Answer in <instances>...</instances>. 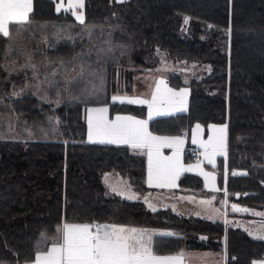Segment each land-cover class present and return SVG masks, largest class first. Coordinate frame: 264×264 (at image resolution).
<instances>
[{
    "label": "trees",
    "instance_id": "trees-1",
    "mask_svg": "<svg viewBox=\"0 0 264 264\" xmlns=\"http://www.w3.org/2000/svg\"><path fill=\"white\" fill-rule=\"evenodd\" d=\"M83 21L54 0H32L29 20L0 33V264L34 261L64 223L159 230L155 254L224 247L225 264L264 260V240L243 230L107 195L102 176L111 171L145 192L146 160L126 146L87 142L84 118L97 105L145 118L143 106L112 98L157 73L160 53L205 65L203 76L163 77L188 88V110L149 121V130L225 123L227 165L240 172L227 177L228 200L263 210L264 0H84ZM221 171L222 157L220 182ZM179 185L205 192L193 174Z\"/></svg>",
    "mask_w": 264,
    "mask_h": 264
},
{
    "label": "snow or ice",
    "instance_id": "snow-or-ice-1",
    "mask_svg": "<svg viewBox=\"0 0 264 264\" xmlns=\"http://www.w3.org/2000/svg\"><path fill=\"white\" fill-rule=\"evenodd\" d=\"M83 6L84 0H69L66 10L80 9ZM61 7L62 3L57 7V11H60ZM31 9L32 0H0V33L9 36V23L22 24L28 21ZM73 14L81 23L84 22L82 13L74 11ZM187 22L186 18L185 23ZM81 70L83 71V68ZM161 85H164V91L169 98L183 107L188 95L187 90L173 91L167 88L163 80L157 82L151 101L129 100V103L148 104L151 110L161 93ZM116 99L117 97H113L114 101ZM90 113L95 115L88 116L89 140L96 136L106 139L108 143L120 142L131 145L133 149L147 150L149 184L159 187L175 186L181 171L190 170L184 169L179 163V147L183 145V139L154 136L147 129V121L134 117L117 115L114 120H109L106 107L91 109ZM151 114L150 111L149 115ZM196 127L199 129L200 125ZM212 127L214 137H210L208 144L203 145L209 163H212V160L207 156L208 148H212L213 154L218 147L222 151L227 125ZM104 139L101 142H104ZM165 147L175 149L172 157L162 155L161 149ZM203 175L206 180L210 178L208 173ZM232 210L247 211L235 204L232 205ZM57 232L58 242L51 251L37 255L34 264H181L177 256L156 255L151 234L143 230L100 224L93 226L64 223ZM259 264H264V261Z\"/></svg>",
    "mask_w": 264,
    "mask_h": 264
},
{
    "label": "crops",
    "instance_id": "crops-1",
    "mask_svg": "<svg viewBox=\"0 0 264 264\" xmlns=\"http://www.w3.org/2000/svg\"><path fill=\"white\" fill-rule=\"evenodd\" d=\"M149 77L153 78L151 87H150V85L147 84V87L144 89L143 86H141V81L144 80L145 78H147V80H149ZM160 80H163L165 82V85L167 86V88H170L173 91H180L181 89L187 90L188 95L186 97V100H185L183 107H181V105L179 103H177V102H175L169 98L168 94L165 93V91H164V85H161V93L158 95V99H157L156 103L153 105V108L151 110L149 109L148 104L129 103V100L151 101L153 93L156 90L157 82ZM138 84L140 87H138L137 90H134V92L132 94H128L125 96H123V95L114 96V97H117V99L114 101L112 98V102L113 103H128V104H132V105L143 106L146 109L145 118L133 116L130 114H117L116 113V114L111 115L109 113V107L107 105L89 106L88 108L85 109V113H84V118H85V122H86V126H87L86 141L89 143H94V144L126 146L129 148H132L131 145H129V144H124V143H120V142L108 143L106 139L101 138V137H96V136H94L92 140H89L88 116L90 114L93 116L95 115L94 113H90V110L96 109V108L106 107L108 109L107 115H108L109 120H114L117 115L134 117L137 120L147 121V129L154 136L169 137V138L179 137V138L183 139L184 143L182 146L179 147V163L183 166L184 169H190V170L181 171L179 177L175 181V186L159 187L156 184H149L148 183V157L146 154L147 150L146 149H133L132 148L135 151V153L143 155L145 157V160H146V174H145L146 190H145V192L139 193L134 189V192H130V195H128L129 197H124L123 194H121V192H116V193H112V194L106 193V194L107 195H116V196H119V197H121L125 200H129V201L142 202L151 211H156V210H160V209H169L171 212H173L177 215H180L182 217H193V218L211 221V218H213V216H215L216 214L214 212V209L210 206V205H212V203L211 202L209 203L208 199H206L204 197L207 194V190L204 189L205 192L202 193L200 190L191 189L190 186H188V185L187 186H180L179 180L184 174H193V175H196L200 178L202 186H203V188H205L204 187V178L205 177L203 176L202 171L204 169H206V167L197 166L198 164L201 163L202 159H201L200 154L197 153V151H199L198 150L199 148L197 147V145H200V141L198 140V134L200 132V128L198 129L196 126L199 124L200 127L204 128L205 137L203 139V142L205 139H208L207 141L209 142V138L214 137V132H213L212 126L221 127V126H224L226 124L221 123V124H210L208 126H203L200 123H195L188 130L183 131V133H173V134H156V133H153L149 130V127H148L149 121H151L153 119H157V118H163V117H167V116H171V115L185 113L188 110L189 90L186 87H180V88L172 87L169 84H167L166 81L162 77L160 78V77H156V76H152V75L148 76V74L140 76V78L138 80ZM150 111L152 113L151 116L149 115ZM181 134H184V135L180 136ZM102 139H104V142H101ZM194 139H195V142H194ZM226 139H227V129H226V134H225V138H224L222 152L226 151L227 146L224 148L225 144L227 145ZM201 149H202V152L205 150V148H202V147H201ZM174 151H175L174 148H168V147L161 149V153L164 157H172L174 154ZM220 152H221V150L218 147L215 154H213L212 148L209 147L208 151H207V156L211 157V160L214 161L216 154H218ZM203 157L209 162V159L206 158V151L203 152ZM220 158L221 157H218V163H220ZM221 181H222V178H221ZM218 182H219V184L222 183L219 181V178H218ZM226 182H227V180H226ZM225 187H226V185H225ZM212 190H214V188H212ZM105 191H106V188H105ZM210 192L212 194H214V196L216 197V201L218 200L217 197H224V200H225L226 205H227L228 196H227L226 190H225V192H220V191H216V190L210 191ZM232 205L233 204L230 205L229 210H232ZM228 212L229 211L227 210V216L233 214V213L228 214ZM212 222H215V221H212ZM219 222H221V221H219ZM99 224L100 225L117 226V227H125V228H135L137 230H143V231L151 234L152 239L155 236H157L158 234H160L159 230H156V229H141V228H136V227H130L127 225L112 224V223H99ZM79 225H83V224H79ZM89 225L95 226L97 224H89ZM53 246H54V244L51 245L43 253L51 251V248ZM190 251H197L198 252V250H190ZM190 251H184V252H181L180 254H156V255H159V256H177L180 258L181 264H186L184 254H186ZM39 254H41V253H39ZM222 257L223 256H221V264H225L226 260L224 262ZM35 260L30 262V263H27V264H34Z\"/></svg>",
    "mask_w": 264,
    "mask_h": 264
},
{
    "label": "rangeland",
    "instance_id": "rangeland-1",
    "mask_svg": "<svg viewBox=\"0 0 264 264\" xmlns=\"http://www.w3.org/2000/svg\"><path fill=\"white\" fill-rule=\"evenodd\" d=\"M54 1L56 4V9L61 3L63 4V7L60 8V11H67L72 14L75 11L82 13L83 15V8L74 9L71 11L66 10L68 8L69 0H54ZM116 1H121V0H116ZM73 17L76 19V16L74 14ZM158 58H159V64L156 69L157 73H146L148 74V76L149 74H151L152 76L163 78L167 73H171V74L181 75L184 78L186 77L191 78L197 76L198 74L199 76H203L206 71L205 65H196L184 61L172 60L168 58V56L164 53H160L158 55ZM139 78L140 76H138L136 79L139 80ZM152 81L153 78L151 77H149V80L145 78L144 80L141 81V86H143L144 89L147 87V84L150 85L151 87ZM199 128H200V132L198 134V140L200 141V145H197V147L199 148L198 149L199 151H197V153L200 154L202 161L197 166L206 167V169H204L202 172L210 174V178L208 180L204 178V187H205L204 189L207 190V194L204 197L208 199L209 202L212 203V205L210 204L209 205L214 209V212L216 214L215 216H213V218H211V221H221L226 226L245 231L246 233H248L249 236L255 239H262L260 237H264V209L263 210L250 209L247 211L234 212L232 210H229L230 205L233 204L232 202H230L227 199V205H226L224 197H217L218 200L216 201V197L214 196V194L210 192L215 190L220 192H225V185L228 175L230 173L239 174L240 172L235 170L231 172V170L228 168L226 151L223 152L221 151L220 153L216 154L214 161H212V163H209L203 157V152L206 150L202 152L201 147L205 148L203 145L208 144L207 141L208 139H205L203 142V139L205 137V130L202 127ZM226 143H227V139H226ZM225 147L226 144L224 148ZM218 157H222L221 184H219L218 182V170H219ZM102 180L104 185L106 186L105 188L107 194L121 192L124 197H129L128 195H130V192H134V188L132 187L130 182L126 178L121 177L114 171L108 172L105 175H103ZM212 188H214V190H212ZM238 208L245 209L242 207H238ZM227 210L229 211L228 214L233 213L234 215L231 214L227 216ZM221 256H223L222 259L225 262L227 258L224 247L221 248L220 253L213 251H198V252L190 251L184 254L186 264H221ZM261 261H257V264H259V262Z\"/></svg>",
    "mask_w": 264,
    "mask_h": 264
},
{
    "label": "built area",
    "instance_id": "built-area-1",
    "mask_svg": "<svg viewBox=\"0 0 264 264\" xmlns=\"http://www.w3.org/2000/svg\"><path fill=\"white\" fill-rule=\"evenodd\" d=\"M184 134H181L180 136H183ZM231 172H233V169L231 170Z\"/></svg>",
    "mask_w": 264,
    "mask_h": 264
}]
</instances>
